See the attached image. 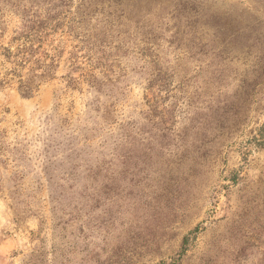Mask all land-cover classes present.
<instances>
[{
  "label": "rangeland",
  "instance_id": "374dc122",
  "mask_svg": "<svg viewBox=\"0 0 264 264\" xmlns=\"http://www.w3.org/2000/svg\"><path fill=\"white\" fill-rule=\"evenodd\" d=\"M173 2L0 0V46L51 8L64 50L0 86V264H264V0Z\"/></svg>",
  "mask_w": 264,
  "mask_h": 264
},
{
  "label": "trees",
  "instance_id": "16d2710c",
  "mask_svg": "<svg viewBox=\"0 0 264 264\" xmlns=\"http://www.w3.org/2000/svg\"><path fill=\"white\" fill-rule=\"evenodd\" d=\"M179 1H182L183 5L175 4L173 2V7H175V10H177L180 6V10L183 11L180 13V16L184 17V19L187 21L188 27L192 25V23H190L192 18L205 14L204 10H195L197 0H194L193 2L190 0ZM14 5L18 7L16 4ZM189 6H192V8ZM248 10H250V8L248 9L247 7V9L242 11L247 12L246 14H248V17L243 16V13L238 15L227 12L225 13L227 15H221L220 18L223 23L221 24V27L218 28V34L220 37H223L222 43L224 51L230 49L231 51L242 50L245 45V43L242 44L243 39L245 40L247 37H251L255 26L249 22L251 13ZM50 11L51 8H48L45 17H43L41 13L38 14L37 12L30 15L29 17L27 16L28 18L25 17L26 22L22 28L16 32V36L12 39L13 43L15 44L14 48L0 46V48L3 50L2 55L6 60V63H10L12 65L11 68H2L4 69V72L2 73V76L0 75V86L5 85L8 83V81L14 78H18L20 89L25 95L29 96L33 90L32 81L34 80L31 79L30 81L26 82L22 78V75H20L21 71L26 66L30 67L32 70L31 72L36 70L41 71L40 77L42 79L53 75V71L57 68L56 62L62 56L64 50H60L58 46L52 48L51 50L45 51L43 49L44 43L48 41L52 34L57 33L60 29V26H62V24L54 25L51 22L52 17H50ZM211 19L215 20L216 18L211 17ZM147 34L150 35V37L148 36L146 39H144L143 42H145V44L147 43L148 45H144L143 50L145 56L152 57L153 48H151V43H154L153 40H156L154 29H150ZM1 65L4 66V63ZM157 72L156 80L158 82L164 83L165 79L163 78L161 71L158 70ZM255 140L257 141L255 144L256 148H264V124L258 129V134L255 137Z\"/></svg>",
  "mask_w": 264,
  "mask_h": 264
}]
</instances>
